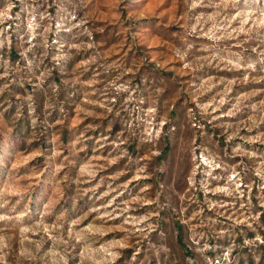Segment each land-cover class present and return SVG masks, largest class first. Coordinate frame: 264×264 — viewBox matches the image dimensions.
I'll list each match as a JSON object with an SVG mask.
<instances>
[{
	"label": "clouds",
	"instance_id": "9594fccd",
	"mask_svg": "<svg viewBox=\"0 0 264 264\" xmlns=\"http://www.w3.org/2000/svg\"><path fill=\"white\" fill-rule=\"evenodd\" d=\"M0 264H264V0H0Z\"/></svg>",
	"mask_w": 264,
	"mask_h": 264
},
{
	"label": "rangeland",
	"instance_id": "374dc122",
	"mask_svg": "<svg viewBox=\"0 0 264 264\" xmlns=\"http://www.w3.org/2000/svg\"><path fill=\"white\" fill-rule=\"evenodd\" d=\"M181 244L183 245V240L181 239ZM189 255H191V253L189 252Z\"/></svg>",
	"mask_w": 264,
	"mask_h": 264
}]
</instances>
